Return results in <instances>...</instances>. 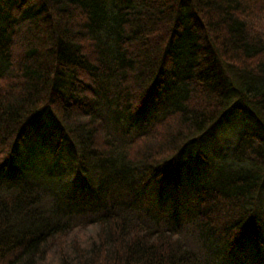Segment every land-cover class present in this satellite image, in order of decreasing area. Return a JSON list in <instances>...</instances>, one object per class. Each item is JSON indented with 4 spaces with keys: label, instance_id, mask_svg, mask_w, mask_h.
Returning a JSON list of instances; mask_svg holds the SVG:
<instances>
[{
    "label": "trees",
    "instance_id": "16d2710c",
    "mask_svg": "<svg viewBox=\"0 0 264 264\" xmlns=\"http://www.w3.org/2000/svg\"><path fill=\"white\" fill-rule=\"evenodd\" d=\"M236 116L261 133L239 134L193 207L138 195L178 186ZM67 140L99 178L85 203L43 180ZM3 171L18 178L0 180V264H241L264 230V0H0Z\"/></svg>",
    "mask_w": 264,
    "mask_h": 264
},
{
    "label": "rangeland",
    "instance_id": "374dc122",
    "mask_svg": "<svg viewBox=\"0 0 264 264\" xmlns=\"http://www.w3.org/2000/svg\"><path fill=\"white\" fill-rule=\"evenodd\" d=\"M48 125H50L49 121L42 119L35 130L37 133L35 137L37 138L41 135V128L46 130ZM243 132L261 133V130L242 116H236L235 119H230L220 124L201 139L200 150L206 157L207 162L199 161L198 164H196L197 161L192 162V169L190 168L193 170L191 172L192 174H189V172L185 173L181 177L178 186L173 182H169L161 189L162 186L155 183L157 188L154 190V186L150 183L147 186H143V188H139L137 192L138 195L148 198L150 191H159L160 189L161 194L156 199L153 197L152 203L154 205H158L160 208L167 210L170 209L171 212L175 213L183 212L184 210L186 212L187 209L193 207L190 200L195 197L194 191L200 189L202 185L208 181L210 182L213 177L217 176L216 174L219 171L217 169L221 166V163L223 165V160L226 161L229 158L234 148L235 141L239 134ZM32 138V141L29 142V147L21 151V155L23 156L21 161L26 162L29 168L32 166L34 160H38L41 158L40 155H42V150H39L38 147L35 146L34 136ZM59 152V155L53 159L51 155L50 158L46 156L42 160L44 162L47 161L46 163H48L49 170L52 172V174H48V176L44 175L43 180L48 183V185L52 184L53 193L59 200H64V198L67 200L70 198L85 203L87 198L90 200V195L93 196V188L98 185L99 178L91 172V166L89 164H87L88 167L86 168L80 166L78 148H76L75 144L71 141H65ZM43 169L44 168H41L40 170L43 171ZM78 170L80 171L75 172ZM9 171H12V169H9ZM9 171H3V173L0 174V180L6 181L7 183L15 182L18 177ZM18 173H20V170ZM73 173L78 176H72ZM85 181L88 184H86ZM73 184L76 186H73ZM90 206H92V204L89 203V208H96V206ZM90 212L91 211L83 212L82 216H87ZM262 227L264 228V223ZM257 229L258 228L255 227L249 229L251 237L248 238L242 252L237 251V262L241 264H257L260 260L258 252L260 247L254 238V234L258 233L261 235L260 232H264V230L260 228L261 231L256 232Z\"/></svg>",
    "mask_w": 264,
    "mask_h": 264
}]
</instances>
